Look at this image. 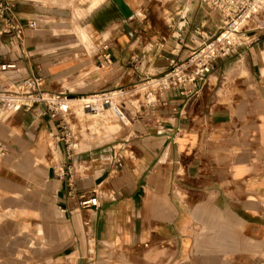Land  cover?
Segmentation results:
<instances>
[{
  "label": "crops",
  "instance_id": "obj_1",
  "mask_svg": "<svg viewBox=\"0 0 264 264\" xmlns=\"http://www.w3.org/2000/svg\"><path fill=\"white\" fill-rule=\"evenodd\" d=\"M9 1L23 30L5 31L0 16V65L16 64L0 70V91L29 76L66 91L79 148L66 155L42 105L0 108V264H264V24L212 61L197 89L172 86L148 105L171 61L217 33L216 13L171 0L186 8L163 20L123 0L125 18L112 0H88L92 20L75 25L63 24V7ZM70 28L94 32L97 51L54 33ZM108 91L123 117L82 110L79 97ZM81 196L97 205L80 206Z\"/></svg>",
  "mask_w": 264,
  "mask_h": 264
},
{
  "label": "built area",
  "instance_id": "obj_2",
  "mask_svg": "<svg viewBox=\"0 0 264 264\" xmlns=\"http://www.w3.org/2000/svg\"><path fill=\"white\" fill-rule=\"evenodd\" d=\"M168 1V0H166ZM206 8L215 11L218 18V31L208 38L202 45L194 50L184 62L171 61L170 68L162 74L161 78L152 82L147 88L145 98L148 105L172 86L180 89L181 93L192 92L198 84L204 82L206 74L212 69V61L229 56L235 47L249 35V31L260 24H264V0H198ZM0 16L3 20L4 30L21 36L23 26L19 22L12 4L9 0H0ZM257 18L262 20L254 21ZM37 20H29L26 26L35 27ZM104 50L106 45L103 46ZM102 57L109 61V54L104 52ZM14 70V62L1 64L0 70ZM72 98L66 91L48 92L44 88L41 76H29L20 81L15 91L3 88L0 91V108L10 110L16 106L29 108L32 105L43 106L47 115L57 118V126L64 130L59 138L64 146L66 155L71 158L78 151V139L69 127L67 112ZM81 108L84 112L97 114L109 109L115 116L123 117V106L118 102L116 94L108 92H92L79 97ZM2 153V151H0ZM76 171L71 162L67 167V189L72 192V177ZM79 205L94 207L97 205L96 196H81Z\"/></svg>",
  "mask_w": 264,
  "mask_h": 264
},
{
  "label": "rangeland",
  "instance_id": "obj_3",
  "mask_svg": "<svg viewBox=\"0 0 264 264\" xmlns=\"http://www.w3.org/2000/svg\"><path fill=\"white\" fill-rule=\"evenodd\" d=\"M36 3H39L42 6H47L48 8L50 6H60L64 8V16L62 21L63 24H86L88 21L92 20V13L95 12L93 9H83L82 7L87 3L88 0H33ZM91 1L89 4L92 6L102 5V0H89ZM145 1V2H144ZM141 3H144L146 5V12L145 16L148 17L150 15H160L162 16L163 20H168L170 18L174 11H180V14L183 13V10L186 8L187 4H184V6H179L176 8V3H174L171 0L168 1H158V0H140ZM193 2V1H192ZM128 6V5H127ZM199 6V7H198ZM129 7V6H128ZM202 7V6H201ZM197 8H200V2H198ZM203 8V7H202ZM206 8V7H205ZM197 10V9H196ZM207 11H213L214 10L206 8ZM73 13L70 16V13ZM66 17V18H65ZM150 18V17H149ZM153 18V17H152ZM43 20L48 19L45 17H42ZM262 20V18H257L254 21ZM72 29H68V31L64 32H54L57 35H66L69 37H74L76 40L83 42L86 47V53L88 55H93L97 51V44L95 42L96 34L94 32H75L71 31ZM84 30H86L84 28ZM84 34V35H83ZM95 65H90L86 68H84L80 73H82L85 70H90V72L94 71ZM77 116L79 120H83L84 118H87L88 116L84 115L82 112H77ZM81 123V122H80ZM76 130V127H75Z\"/></svg>",
  "mask_w": 264,
  "mask_h": 264
},
{
  "label": "water",
  "instance_id": "obj_4",
  "mask_svg": "<svg viewBox=\"0 0 264 264\" xmlns=\"http://www.w3.org/2000/svg\"><path fill=\"white\" fill-rule=\"evenodd\" d=\"M112 2L116 5L119 12L122 14L123 17H129L132 12L129 7L123 2V0H112Z\"/></svg>",
  "mask_w": 264,
  "mask_h": 264
},
{
  "label": "bare ground",
  "instance_id": "obj_5",
  "mask_svg": "<svg viewBox=\"0 0 264 264\" xmlns=\"http://www.w3.org/2000/svg\"><path fill=\"white\" fill-rule=\"evenodd\" d=\"M136 2V1H135ZM126 5H127V3H126Z\"/></svg>",
  "mask_w": 264,
  "mask_h": 264
}]
</instances>
